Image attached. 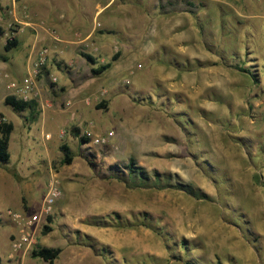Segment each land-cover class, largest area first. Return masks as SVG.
<instances>
[{
    "label": "rangeland",
    "instance_id": "obj_1",
    "mask_svg": "<svg viewBox=\"0 0 264 264\" xmlns=\"http://www.w3.org/2000/svg\"><path fill=\"white\" fill-rule=\"evenodd\" d=\"M105 1L0 0V58L20 57V48H4L20 31L21 46L33 41L35 60L49 48L36 44L46 22L127 23L100 14ZM132 1L142 7L127 17L153 52L137 58L130 78L137 91L125 82L134 108L119 104L111 115L90 108L87 131L69 128L68 138L59 137L37 107L40 98L52 103L64 93L44 77L47 64L35 77L44 94L24 112L3 97L20 81L0 75V124L13 125L10 158L0 165V264H46L31 256L41 247L61 249L54 264H105L90 248L68 243L74 231L107 246L116 264H264V0H158L156 16L155 0ZM113 115L125 122L118 127ZM53 179L61 195L51 215L25 231L28 248L14 251L24 228L8 211L38 213ZM113 214L151 228H118ZM92 218L110 225H91Z\"/></svg>",
    "mask_w": 264,
    "mask_h": 264
},
{
    "label": "crops",
    "instance_id": "obj_2",
    "mask_svg": "<svg viewBox=\"0 0 264 264\" xmlns=\"http://www.w3.org/2000/svg\"><path fill=\"white\" fill-rule=\"evenodd\" d=\"M137 7L141 8L142 5L132 0H107L99 4L100 14L109 11L108 14L116 16L118 21L119 19L121 21L123 17V22H127H118L117 26L114 22H97L92 17L90 22H82L84 25L82 28L77 25V22H46L47 28L43 27L42 30L36 31V44L50 48V58L43 75L45 78L53 76L55 84L50 86L56 90L55 94L64 92L59 101L52 103L40 98L37 107L40 109L42 122L46 119L53 121V131L59 137L68 138L69 128L78 127L80 132H84L87 128L84 124L87 120L85 112L90 108L96 111L97 106H102L101 111L110 115L117 110L119 104L125 105L127 109L134 108L124 94L125 82L129 81L130 90L137 91V87L130 79L137 71V58L149 57L153 53L149 46H145L143 38L137 40V22H132L127 17L126 13L135 11ZM157 9L158 0H155L152 6L154 16L157 15ZM142 12L151 18V15L146 14L143 8ZM179 23L177 22L176 27H181ZM148 24L150 22H146V26ZM51 32L56 34L57 40L53 38ZM22 33L16 32V46L5 51L10 52L20 48L22 50L20 57L13 60L4 53L2 58L5 60L0 59V75L4 74L10 79H16L14 81H21L24 78V70L28 71L32 61L30 57L35 51L33 41H29L26 46H21V38L19 39L18 35ZM83 47L88 49L87 53L94 59L95 64L88 63L81 56L79 49ZM92 51L95 53L92 54ZM113 57L116 59L113 60ZM108 63L110 67L101 75H92V68ZM8 64H11L12 70L8 69L6 66ZM62 74L67 77L63 82ZM1 83L4 82L0 78V88ZM36 88L41 97V92L44 94L42 83H36ZM8 94L9 92L5 90L3 97L5 98ZM111 117L113 122L118 123V127L125 122L120 116Z\"/></svg>",
    "mask_w": 264,
    "mask_h": 264
},
{
    "label": "trees",
    "instance_id": "obj_3",
    "mask_svg": "<svg viewBox=\"0 0 264 264\" xmlns=\"http://www.w3.org/2000/svg\"><path fill=\"white\" fill-rule=\"evenodd\" d=\"M16 46V39H10L7 41V44L5 45V51H9L11 48ZM81 56L90 64H95L94 59L88 55V54H81ZM1 60H5L4 58H0ZM116 57H113V60H115ZM110 67V63L100 66L98 68H92L91 73L94 76L101 75L105 70H107ZM243 71V70H242ZM132 97L135 94H131ZM130 95V96H131ZM5 105L11 107V109L15 112H24L26 110L32 109L34 107V103H32L31 100L29 101H22L17 99L13 95H7L4 98ZM102 106H97V109H102ZM13 131V125L10 122H3L0 124V165L5 164L9 161V153L7 151V144L9 142L10 135ZM80 142L82 144L87 143V138L80 137ZM61 151L64 154V163L70 164L72 161V158L70 157V149L66 144H63L61 146ZM117 218L116 227L118 228H134L138 226H144L146 228H151V226L145 224L143 221L139 222L138 220L130 222L128 220L121 221L119 220V216L117 214H113ZM141 217L144 219L148 217L147 214L141 215ZM91 225L94 226H108L107 222L103 220H99L98 218H92L91 219ZM50 231V228L45 227V232ZM74 238H68L67 241L71 245L76 246H82L90 248L95 253H98L99 256L103 259L105 264H116V260L113 259L112 253L109 250L107 246L100 245L95 239H93L89 235L81 234L79 231H74ZM61 253V249L59 248H47V247H41L36 248L32 250L31 256L33 258H39L43 260L46 264H54V261L58 258L59 254ZM177 261H179V258H173Z\"/></svg>",
    "mask_w": 264,
    "mask_h": 264
},
{
    "label": "built area",
    "instance_id": "obj_4",
    "mask_svg": "<svg viewBox=\"0 0 264 264\" xmlns=\"http://www.w3.org/2000/svg\"><path fill=\"white\" fill-rule=\"evenodd\" d=\"M14 2V0H12ZM53 38L57 40L56 34L51 32ZM49 48L43 47L40 49L37 58L30 62L28 75L24 77L20 82H12L8 84L7 89L12 92V94L22 101H29L38 95L35 86V77L40 73L42 68L46 66L49 57ZM105 138H95L92 140L93 144H102ZM61 192L59 183L56 180H51L48 184L42 206L40 211L35 214H31L28 217H22L21 214H16L8 211V215L11 217L12 221L18 226H22V231L19 237L15 239L12 243V248L14 251L22 250L28 248L31 244L29 233L26 234L25 231L32 229L35 224L41 222L43 218H47L51 215L53 207L60 198Z\"/></svg>",
    "mask_w": 264,
    "mask_h": 264
}]
</instances>
